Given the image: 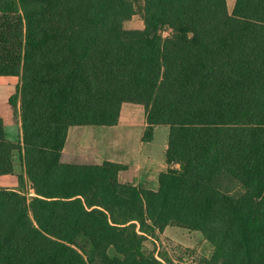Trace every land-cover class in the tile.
Returning <instances> with one entry per match:
<instances>
[{
    "label": "trees",
    "instance_id": "16d2710c",
    "mask_svg": "<svg viewBox=\"0 0 264 264\" xmlns=\"http://www.w3.org/2000/svg\"><path fill=\"white\" fill-rule=\"evenodd\" d=\"M134 1L0 0L21 132L0 117V176L17 155L33 192L0 188V264H170L144 252L166 228L201 234L200 264H264V0H143L127 30ZM124 103L144 109L142 142L168 128L156 191L61 161L69 128L115 126Z\"/></svg>",
    "mask_w": 264,
    "mask_h": 264
},
{
    "label": "crops",
    "instance_id": "0c3cea01",
    "mask_svg": "<svg viewBox=\"0 0 264 264\" xmlns=\"http://www.w3.org/2000/svg\"><path fill=\"white\" fill-rule=\"evenodd\" d=\"M234 2L235 0H226L228 13L232 11ZM17 83L16 77H0V117L4 123L5 137L11 142H18L21 135L19 121L13 122L7 114V102L15 93ZM145 128V112L142 106L124 103L115 126L69 128L61 161L75 165H99L103 162L122 164L126 169L118 175L120 184L130 183L156 191L158 175L168 168L165 163L168 128L155 126L151 141L142 142ZM158 136L160 141L155 142ZM8 177L10 176H0V187L13 185L11 179L12 183L8 181Z\"/></svg>",
    "mask_w": 264,
    "mask_h": 264
},
{
    "label": "rangeland",
    "instance_id": "374dc122",
    "mask_svg": "<svg viewBox=\"0 0 264 264\" xmlns=\"http://www.w3.org/2000/svg\"><path fill=\"white\" fill-rule=\"evenodd\" d=\"M142 7L143 0L134 1L135 15L129 21L124 22L123 27L125 29L142 30L144 28L141 15ZM160 33L163 37H167L170 31L164 29ZM155 140V142H159V136ZM14 163V174L8 177V181L13 182V185H7L3 188L19 191L29 198L33 192L28 183L26 181L22 184L18 182L17 177L21 174V169L17 155ZM86 164L90 165L89 163ZM176 167L174 166V168ZM167 230L166 233H158L154 240H149L144 244L146 254H154L157 258L162 255L170 264H200L203 260L211 257L212 247L204 241L200 233L188 232L179 228H168ZM110 253L112 254V251Z\"/></svg>",
    "mask_w": 264,
    "mask_h": 264
},
{
    "label": "water",
    "instance_id": "95a60500",
    "mask_svg": "<svg viewBox=\"0 0 264 264\" xmlns=\"http://www.w3.org/2000/svg\"><path fill=\"white\" fill-rule=\"evenodd\" d=\"M151 35H153V33ZM179 168L181 169L182 168V165H180Z\"/></svg>",
    "mask_w": 264,
    "mask_h": 264
}]
</instances>
